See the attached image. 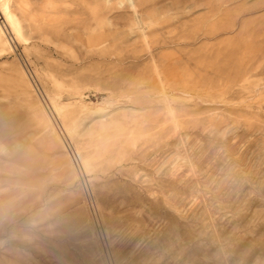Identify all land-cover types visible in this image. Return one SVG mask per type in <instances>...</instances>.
<instances>
[{
	"label": "rangeland",
	"instance_id": "rangeland-1",
	"mask_svg": "<svg viewBox=\"0 0 264 264\" xmlns=\"http://www.w3.org/2000/svg\"><path fill=\"white\" fill-rule=\"evenodd\" d=\"M0 264H264V0H0Z\"/></svg>",
	"mask_w": 264,
	"mask_h": 264
},
{
	"label": "bare ground",
	"instance_id": "bare-ground-1",
	"mask_svg": "<svg viewBox=\"0 0 264 264\" xmlns=\"http://www.w3.org/2000/svg\"><path fill=\"white\" fill-rule=\"evenodd\" d=\"M131 3H132V1H131ZM130 6H132V5H130ZM133 7V6H132ZM9 16H7V18H8ZM9 20V19H8ZM11 20V19H10ZM9 42V41H8ZM105 101V99L104 98H102V100L99 102V103H102V102H104ZM107 101V103H109L110 101H111V99H107L106 100ZM60 103V102H59ZM80 156V155H79Z\"/></svg>",
	"mask_w": 264,
	"mask_h": 264
}]
</instances>
